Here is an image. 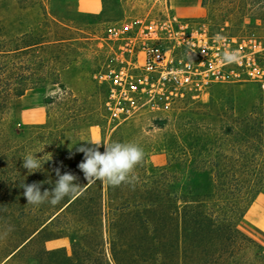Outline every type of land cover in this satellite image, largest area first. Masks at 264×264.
<instances>
[{
    "label": "rangeland",
    "instance_id": "obj_1",
    "mask_svg": "<svg viewBox=\"0 0 264 264\" xmlns=\"http://www.w3.org/2000/svg\"><path fill=\"white\" fill-rule=\"evenodd\" d=\"M162 3L0 0V40L8 47H24L10 59L25 79L17 87L21 96L0 121V264H118L116 257L119 264H138L133 242L137 209L125 205L146 199L160 201L168 210L174 194L186 195L182 164L207 158L231 163L236 149L249 146L236 123L264 112V0H167L171 14L235 37L244 61L239 68L226 63L222 77L186 90L166 105L138 87L113 83L122 66L120 22L150 20L159 15ZM90 140L102 141L101 152L103 142L140 145L145 157L135 169L134 183L86 185L78 168L83 153L77 148L91 147ZM28 153L41 163L47 160L41 171L29 174L23 167ZM257 162L263 167L264 157ZM57 167L75 174L82 191L55 206L27 205L23 183L51 180L41 187L51 191ZM110 227L127 231L115 256ZM237 227L264 246V182L244 206ZM72 236L80 247L67 260ZM175 254L169 250L170 264H175Z\"/></svg>",
    "mask_w": 264,
    "mask_h": 264
},
{
    "label": "trees",
    "instance_id": "obj_2",
    "mask_svg": "<svg viewBox=\"0 0 264 264\" xmlns=\"http://www.w3.org/2000/svg\"><path fill=\"white\" fill-rule=\"evenodd\" d=\"M23 48L8 47L5 39L0 40V121L22 94L17 87L25 80L23 71L10 57ZM236 126L250 139L249 146L244 151L236 149L231 163L207 158L182 164L186 195L174 194L168 200V210L160 201L146 199L125 205L137 209L133 216L138 229L133 232V242L138 264H170V249L176 251L175 264H264V246L237 227L244 206L264 182V164L261 167L257 162L259 156L264 157V112L239 119ZM243 156L250 159L248 163L237 161ZM172 174L176 176L177 171ZM175 179L171 183L174 192L179 189ZM198 189L203 193L190 194ZM110 220L115 221V217ZM110 228L115 256V248L123 247L127 231ZM69 238L72 244L70 255L64 254L67 260L73 259L80 247L75 237ZM115 261L119 264L120 259Z\"/></svg>",
    "mask_w": 264,
    "mask_h": 264
},
{
    "label": "built area",
    "instance_id": "obj_3",
    "mask_svg": "<svg viewBox=\"0 0 264 264\" xmlns=\"http://www.w3.org/2000/svg\"><path fill=\"white\" fill-rule=\"evenodd\" d=\"M161 6L159 15L150 20L120 22L117 34L122 66L113 83L121 88L125 83L138 87L166 105L186 90L222 77L226 64L222 54L237 50L235 37L211 33L204 24L193 25L171 14L167 0ZM242 60L239 55L232 64L242 67Z\"/></svg>",
    "mask_w": 264,
    "mask_h": 264
},
{
    "label": "clouds",
    "instance_id": "obj_4",
    "mask_svg": "<svg viewBox=\"0 0 264 264\" xmlns=\"http://www.w3.org/2000/svg\"><path fill=\"white\" fill-rule=\"evenodd\" d=\"M239 53L235 51H225L222 60L225 63L236 62ZM91 147L81 146L77 151L83 153V160L78 164V168L87 180L86 185H91L97 181L112 187H119L122 184L131 185L136 180L135 169L141 165L145 152L144 149L134 142H112L104 143V151H100L102 141H87ZM47 161V160H46ZM41 163L35 153H28L23 156V167L29 174L41 171L46 162ZM57 177L51 191L45 189L41 191L42 183L51 184V180L24 184L23 195L27 199V205L40 206L48 203L52 206L59 204L65 197L75 198L84 185L76 183L78 177L71 172L61 173L59 167L54 169Z\"/></svg>",
    "mask_w": 264,
    "mask_h": 264
}]
</instances>
